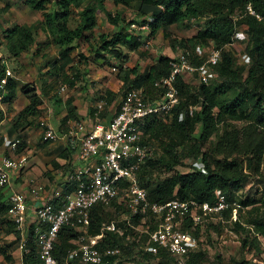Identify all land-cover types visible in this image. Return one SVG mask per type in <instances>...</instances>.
Returning <instances> with one entry per match:
<instances>
[{
	"label": "trees",
	"instance_id": "16d2710c",
	"mask_svg": "<svg viewBox=\"0 0 264 264\" xmlns=\"http://www.w3.org/2000/svg\"><path fill=\"white\" fill-rule=\"evenodd\" d=\"M108 2L115 6L129 7L133 13L130 18L120 11L113 14L107 10ZM25 3L32 10L46 11L40 23L41 30L50 32L55 43L66 46L62 52V56L66 59H70L68 55L71 50L76 49L80 42H84L87 38L86 33L98 26V14L106 12L108 21L113 25V32L101 33L98 45L90 46L88 43V50L95 57L104 59L105 64L120 68L119 75L123 78L125 90L131 87H145L151 96H155L153 82L170 73L171 61L174 60L170 56L160 55L153 63H147L143 69L139 62L133 67L121 68L125 63L127 64L122 62L128 57L125 49H139L145 37L136 36L133 30L131 31L130 25L133 22H148L150 31L146 38L151 35L156 36L160 32L170 39L174 50L181 49L189 53L194 64L204 61V57L199 53L200 49L212 45L222 49L219 62L211 68V83L206 84L199 79V83L194 85L182 76L177 78L176 86L180 99L173 109L170 122L165 121L161 116L150 115L141 125L139 124L143 141L152 142L154 145L152 157L142 164L139 183L148 189L149 198L155 201L180 198L209 201L213 204L215 191L222 190L230 205L218 214L220 220L217 223L211 221L212 224L207 221L209 224L207 223L206 226L215 227L214 225L217 224L218 229L224 227L223 223L233 220V210L237 208L238 216L233 223L241 235L242 248H248L249 251L254 249L256 254L260 253L262 238L264 239V188L260 198L261 204L250 209L248 214H244L246 212H243L242 208L257 201L240 200L239 207L234 200V193L240 186L244 174V157L248 160L249 167H252L254 162L256 164L262 162L264 158V143H259L260 139L251 134L252 125L264 126V0H25ZM249 4L261 18L248 12ZM237 7L244 9L245 13L244 15L240 13L239 17L235 18L234 12ZM76 15H78L77 24L71 27L69 23ZM184 24L197 27V32L188 38H173L171 27ZM238 25L244 26L249 39L246 50L250 59L248 67L242 65L233 52L223 51V46L234 41ZM36 27L16 25L3 31L7 41L5 45L11 55L19 58L36 43L38 31ZM137 54L139 58L144 57L146 51H138ZM80 57L82 61L90 60L82 53ZM68 62L69 60H66L65 65ZM5 75V65L0 59V85ZM81 78V72L76 71L72 76L67 75L63 82L71 88ZM18 80L8 77L5 87L0 86V97L9 105L18 95L27 96L30 100L14 115L9 126V132L14 130L16 133L20 129L24 130L39 124L37 121L39 106L43 103L32 84L19 86ZM90 90L93 92L92 89ZM4 91L5 94L2 95ZM98 93L100 98L106 99L109 103L116 97V93L110 89ZM73 99L71 97L67 100L71 113L75 112ZM191 107L195 108L192 114L189 112ZM180 112H185L181 121L178 118ZM4 117V112L0 109V122ZM72 118L75 119L76 115L72 117L66 115L62 123L67 124ZM74 152L75 147L70 140L67 154L63 152L61 155L70 159ZM234 153L236 156L230 158ZM190 156L198 160L200 167L188 172L176 170V167L185 163ZM156 170L174 172L158 181L161 178L155 175ZM2 197L0 193V212L7 209L5 202L1 201ZM120 209L123 207L120 206ZM107 217L105 206H94L90 233H96ZM133 220L138 222V216L134 215ZM202 224L194 225L188 221L183 224V229L199 236L204 228ZM75 229V226L65 225L59 232L54 254L60 264H63L68 249L73 246L72 240L77 237ZM139 236L136 235L137 238ZM104 241L120 245L128 256L139 255L144 260L140 259V264L145 262L153 264V261L154 264H175V258L165 250H160L156 254L148 251L141 253L138 239L126 244L123 237L109 232ZM193 250L186 254V263L200 264L206 254L202 250L197 252ZM0 252L9 257L5 248L0 247ZM32 261L33 264L40 263L37 254H32ZM238 263L246 264V261L243 259ZM209 264H224V262L222 263L221 257L217 256Z\"/></svg>",
	"mask_w": 264,
	"mask_h": 264
},
{
	"label": "built area",
	"instance_id": "2783aa9c",
	"mask_svg": "<svg viewBox=\"0 0 264 264\" xmlns=\"http://www.w3.org/2000/svg\"><path fill=\"white\" fill-rule=\"evenodd\" d=\"M247 10L261 18L251 4ZM208 48L207 58L199 64L193 63L189 53L181 52L174 57L170 73L154 82L161 92L158 99L148 98L143 89L131 88L111 103L103 98L97 100L96 112L89 125L78 118L70 119L63 134L49 125L44 140L53 141L60 136L71 140L78 151L79 164L74 161L71 168L60 176L61 183L56 186L33 180L28 183L27 188L32 195L46 200L34 209L37 216L34 221L29 217L28 211L32 206L24 192L12 190L8 216L19 230L17 248L20 251L31 253V243L34 242L40 264H60L54 255V246L62 227L72 225L76 228L77 237L72 240L73 246L68 249L63 264H140L136 254L128 256L120 245L104 241L109 232L123 237L126 244L136 239L143 240V245L139 243L141 251L156 254L165 250L175 258V264H186L185 256L196 244V239L183 229V224L188 221L194 225L207 222L230 204L220 189L215 191L213 204L180 198L150 200L147 190L139 183V173L142 164L152 157L154 148L151 143L143 141L137 121L147 115L171 112L180 99L176 86L179 76L197 74L204 83H211V68L219 62L221 49L213 45ZM7 74H12L10 69H7ZM190 112H193L192 108ZM184 115L181 112L179 119L182 120ZM20 143L19 140L14 141L12 150L17 149ZM26 163V155L2 156L0 152V186H8L10 172L24 168ZM185 164L189 170L200 167L198 160L191 156ZM97 205L105 206L112 215L102 222L96 233H90L92 211ZM134 215L138 216V222L133 220ZM232 216L237 218V208ZM136 235H140L139 238Z\"/></svg>",
	"mask_w": 264,
	"mask_h": 264
},
{
	"label": "rangeland",
	"instance_id": "374dc122",
	"mask_svg": "<svg viewBox=\"0 0 264 264\" xmlns=\"http://www.w3.org/2000/svg\"><path fill=\"white\" fill-rule=\"evenodd\" d=\"M107 4V10L112 12L113 14H116L117 11H120L121 13L123 12V14L125 13L126 16L130 18L133 13L132 9L129 7L126 8L121 5L115 7V5L111 2H108ZM44 12L46 11H35L30 9L25 3V0H0V44L4 48V53L6 54L5 59L8 63L9 69L13 73H15L17 77L20 78L18 80L19 86H21L20 84H27L28 82L30 84H33L37 93L41 92L40 95L43 98L44 96H51L50 102L45 104L41 112L42 118L44 119L45 116H48L49 112L56 113L57 111L55 109H57V107H61L62 99L58 98L59 96H55L57 93H60L61 96L63 95V97L65 98L66 96L71 94L72 90L74 89L69 87L68 90L62 91L61 87H59L60 85L56 86L55 81L49 83V79L57 77L58 79L64 80L67 75L72 76V74H74L76 71L88 74L85 78L82 77L80 79V81L78 82L77 90L75 88V90L73 91L74 93H79V96L82 99L80 104L84 107H86V104L88 105L89 103L85 92V90H87V88L85 87H87L88 85H91L92 88H97L98 91L109 88L112 91L116 92V97H121L122 92H124L125 88L123 87V78L121 75H119V70H112L111 66H106L104 59L95 57V55L90 53V51L88 50V43L90 44V46L98 45L101 33L113 32V25H111L110 21H108L105 14L106 12L98 14V26L93 31L86 33L87 38L84 39V42H80L74 51H70L68 55L70 59H66L62 56V52L66 49V46H61L55 43V41L53 40L54 37H51L50 32H44L41 30L40 23L44 19ZM240 13L244 15L245 10L237 7L234 12L235 18H238ZM77 18L78 15H76L75 18L69 23L71 27L76 26ZM16 25H27L34 28L37 26L36 28L38 29L36 43L34 45H31L26 52L22 53L19 56V58L14 57L10 54V51L5 45L7 41L3 35V31L5 29L15 27ZM171 30L172 37L180 39L181 37L188 38L190 36H193L195 32H197L198 28L193 25L184 24L175 25L171 27ZM248 44L249 39L244 26L238 25L236 28L234 42L223 46V51L229 50L233 52L236 55L238 61L242 65L248 67L250 65L249 55L246 52ZM208 47L205 50L200 49L201 56L204 57L203 59L207 58V55L210 51L211 47ZM142 51L144 50L142 49ZM178 51L179 50L176 51L172 48L171 41L168 37L161 36L159 34L157 35V37L155 36L152 38L151 48L147 49L146 55L142 58H139L137 52H132L131 50L125 49V52L128 53V57L124 58V61L122 62H127V64L125 63L121 68L126 69L129 66L133 67L138 61L140 63V67L144 68L147 63H153L155 59H157L160 55H169L170 57H173L177 54ZM80 53H85V55L88 56L90 60H86L88 61L87 63L86 61H81ZM57 56L59 57L56 58ZM55 60L57 61L55 62ZM66 60H69V62L65 65ZM182 77L188 80L190 83H193L194 85L199 83L198 77L195 78V76L191 74H184ZM93 96L91 100L94 102ZM16 101L14 102V104L17 107L12 110L8 107V105L0 100V108L1 105H4L5 110L8 107V116L11 117L14 110L20 109L25 105V103L30 102L27 96L25 98L19 97L16 99ZM82 113L84 114V112ZM88 118L91 117L88 116ZM6 123L8 124V126H10L11 124L10 121H7ZM87 123H90V121H87ZM5 126L6 125H4V122L1 121V134L7 130ZM29 129L32 130V128ZM251 134L260 139L259 143H264V126H260L258 124L252 125ZM2 136L3 135H1L0 137V143L6 141ZM1 146L2 149L6 148L5 143H3ZM235 156L236 154L234 153L230 158H233ZM69 161L71 163L70 159ZM57 163L58 164H56V166L58 167L53 168V170H55L57 173H59L58 170L66 172L68 170V167L71 168V165L68 163V159L66 162H63L61 164L58 161ZM185 166V163L178 165L176 167V170H179L180 172H188L189 169L185 168ZM173 172H168L166 170H156L155 175L161 178L158 180L160 181ZM243 172L244 174L242 175L240 186L235 189L234 200L240 207V200L255 199L257 202L249 204L245 207L242 206L243 212H246L244 214H248V211H250V209L261 204L260 198L264 188V158L262 162L258 164L254 162L252 164V167H249L248 160L244 157ZM60 183L61 182L59 181V184ZM28 193L32 198V206L34 207H31L28 213L30 219L34 221L37 219L34 209L42 206L46 200L43 197L32 195L30 192ZM3 199L4 198H2L1 201ZM236 219L237 218H233L232 221H228L229 223H223L224 227L221 226L223 227L222 229H220L221 227L218 229V226H216L217 224L214 225L217 228L211 226L207 227L206 225H208L209 223L206 222V224H202L204 228L201 232V235L199 236L194 235L192 231H189L196 239V244L191 248V250L194 249L193 252L202 250L206 254V257L200 261V264H209L210 262L214 261L217 256L221 257V261L222 263L224 262V264H240L238 262L243 259H245L246 264H264V239L262 238L263 243L260 253L256 254L254 249H252V251H249L248 248H245L246 250L243 249L240 237L241 235L237 232L233 223ZM219 220L220 218L218 214H215V216L213 218H210L208 221H215L217 223ZM13 237H16L14 226L9 220L7 211L2 210V212H0V247L6 248L8 252L12 253V256H17L15 241L11 244ZM140 245H143V240L140 242ZM140 245L139 248L141 250L142 248ZM143 252L144 251H142L141 253ZM136 257L138 261L140 259L141 261H144L139 255ZM234 260H236V262ZM2 264H19V262L15 260L14 257V260L12 261H10L9 259H7L6 261L4 259V263ZM144 264L147 263L145 262Z\"/></svg>",
	"mask_w": 264,
	"mask_h": 264
},
{
	"label": "crops",
	"instance_id": "0c3cea01",
	"mask_svg": "<svg viewBox=\"0 0 264 264\" xmlns=\"http://www.w3.org/2000/svg\"><path fill=\"white\" fill-rule=\"evenodd\" d=\"M81 75L83 78H85L86 75L88 74L81 72ZM78 82L74 86H71V88H74V89L72 90V93L66 96L65 98L63 97V95L61 96L60 93L59 94L57 93L55 95L56 97L59 96L58 98L62 99V105L59 108L57 107V109H55L54 107V109L57 111L56 113L49 112L48 116L44 117V119H48V122L51 123L54 130H56L58 133H63L64 131L67 130L66 129L67 124L62 123L66 115L70 117L76 115V118L84 120L87 125L90 124V123H87V121H90L91 119V118H88V116L92 117L95 115V111H96L95 104L97 100L100 99V94L98 93L100 92V90L98 91L97 88H92L91 85H88L87 87H85L87 88L85 92L89 100V103L88 105L86 104V107H84L83 105L80 104L82 99L80 98L79 93L73 92L75 88L77 90ZM90 89H92L93 92ZM106 89H109V88H106ZM92 96L94 97V102L91 100ZM19 97L25 98L20 95L18 96V98ZM71 97L74 98L72 100V105L75 108V112H72V113L69 111V105H68L69 101L67 102V100L71 99ZM48 102H50V100L48 99V97L44 96L42 107L44 108L45 104H47ZM27 103H25V105ZM82 112H84V114ZM37 121L39 122V124H36L38 126H35L34 128H32V130L27 129V132H26L27 138L29 140L28 147L31 148L30 159L28 163L26 164L25 168L21 169L22 171H16L13 176V183L18 190H25V187L27 186V182L30 180H35L37 182L47 184L48 186H52V185L56 186L59 184L58 179L60 178V176L62 174H65L70 169V167H68V170L66 172L58 170L59 173L53 170V168L58 167L56 166V164H58L57 161L61 164L63 162H66L68 159V163L70 164L69 158H65V155H63L64 157H62L61 155L63 152L64 154H67L66 151L68 149V143L70 140L66 137L60 136L56 140L45 142L43 140V135L45 132L44 129L46 127L41 122L42 121L41 112L39 116L37 117ZM25 131L23 133H25ZM14 133L15 132H13V134H11L10 136L8 135V137L7 136H2V137L6 139V142H7L8 139L10 140L12 137L16 135ZM5 134H8L7 130L3 132V135ZM72 155L74 154L72 153ZM26 195L28 196L29 204L32 206V198L27 192V190H26Z\"/></svg>",
	"mask_w": 264,
	"mask_h": 264
},
{
	"label": "clouds",
	"instance_id": "9594fccd",
	"mask_svg": "<svg viewBox=\"0 0 264 264\" xmlns=\"http://www.w3.org/2000/svg\"><path fill=\"white\" fill-rule=\"evenodd\" d=\"M113 4V3H112ZM29 7V6H28ZM116 7V6H115ZM130 28H131V31L133 30V32H134V34L136 35V36H142V35H144L145 37H143V41L141 42V44H140V46H139V49H137V50H135V49H132L131 51L132 52H138V51H142V49L144 50V51H147V49H150L151 48V40H152V38L153 37H155V36H153V35H151V37H149V38H146V36L147 35H149V31H150V25H149V23L148 22H146V23H138V22H133V23H131V25H130ZM135 30V31H134ZM161 35V36H164V35H162L160 32L157 34V35ZM157 35H156V37H157ZM52 37V36H51ZM140 40H141V37H140ZM234 42V41H233ZM232 42V43H233ZM38 50H39V48H38ZM75 50V49H74ZM73 50V51H74ZM179 51L177 52V54L175 55V56H173V57H171V58H173L174 59V57H176L179 53H181V52H183L181 49H178ZM177 51V50H176ZM200 51V50H199ZM0 53L2 54V56H0V59L2 60V64H4L5 65V69H6V75H5V77H4V79H6V82H7V78L8 77H11V78H14V79H20L19 77H17V75L15 74V73H13L12 71V74H7V69H9V67H8V63H7V61H6V59H5V57H6V54L4 53V48H3V46L0 44ZM148 53V52H147ZM81 54V53H80ZM82 54H84L85 55V53H82ZM167 56H169V55H167ZM59 56H57L56 58H58ZM55 58V59H56ZM140 58H142V57H140ZM80 60H81V57H80ZM56 61V60H55ZM82 61V60H81ZM84 61V60H83ZM139 62V61H138ZM106 66H109V65H107L106 64ZM112 67V70L114 69L115 71H118L120 68L118 67V66H115V65H113V66H111ZM141 69H143V68H141ZM195 78H197V74H196V76H195ZM53 81H55V83H56V86H58V85H60L59 87H61V89H62V91H65V90H68V88H69V86L67 85V84H65L64 82H63V80H61V79H58L57 77L56 78H50L49 79V83H52ZM6 82H3V79H2V84L0 85L1 86V88H4L5 87V84H6ZM155 82V81H154ZM154 82H153V84H152V87H153V89L156 91L155 92V96H151L150 94H149V92H147V88H145V87H131V88H140V89H143L144 90V92H145V94H146V96L148 97V98H150V99H152V100H154V99H158V98H160L161 97V92H160V90H158L157 89V87L154 85ZM28 83V82H27ZM33 85V84H32ZM63 86H65V89L64 88H62ZM131 88H129V89H131ZM128 89V90H129ZM36 91V90H35ZM127 90H124V92H122V94H124L125 92H126ZM114 92V91H113ZM41 93V92H40ZM40 93H38V95H40ZM114 93H116V92H114ZM5 94V91L3 92V94L2 95H4ZM19 96V95H18ZM18 96L14 99V101L12 102V107H11V105H9L7 102H4L6 105H8V107L9 108H11L12 110L13 109H15V106H14V102L16 101V99L18 98ZM122 96V95H121ZM40 97H41V99H42V101L44 100V98L40 95ZM100 99H102V98H100ZM104 99V98H103ZM0 100L2 101V99H1V97H0ZM3 102V101H2ZM111 103V102H110ZM28 104V103H27ZM26 104V105H27ZM43 104V103H42ZM42 104L39 106V114H40V112H42V110H43V107H42ZM8 107L6 108V110H5V107H4V105L2 106L1 105V108L0 109H2L3 110V112H4V115H5V117H4V119L2 120V122H4V125H6L5 127H6V129H7V133L8 134H5V135H3V133L1 134L0 133V137H1V135H3V136H7L8 137V135L10 136L11 134H13V132H15L14 130H12L11 132H9V126H8V124L6 123L7 121L9 122H11L12 123V120H13V118H14V115L19 111V110H21L22 108H20V109H16V110H14V112L12 113V116L11 117H9L8 116ZM17 107V106H16ZM192 109H193V111L195 110V108L194 107H191ZM174 109V108H173ZM173 109L171 110V112H168V113H165V114H163V115H157V116H161V118L162 119H164L165 121H167V122H170L171 121V119H172V112H173ZM96 112V111H95ZM189 112H190V110H189ZM104 113V112H103ZM101 114V115H104V114ZM181 113V112H180ZM180 113H179V115H180ZM193 113V112H192ZM191 112H190V114H192ZM39 114H38V116H39ZM168 114H170L169 116H167ZM184 114H185V112H184ZM151 115H156V114H151ZM148 116H150V115H147V116H145V117H143V118H141L140 120H138L137 121V124H138V126H139V124L141 125V123L143 122V120L146 118V117H148ZM185 116V115H184ZM179 118V117H178ZM180 120V119H179ZM181 121V120H180ZM42 124L46 127L44 130H45V132H46V130L49 128V125L52 127V125H51V123H49L48 122V119H43L42 118ZM35 126L33 125V126H30V127H28V128H26V129H24V130H21L20 129V131H18L17 133L15 132L14 134H16L14 137H12L10 140L8 139L7 140V142L5 141V142H3V143H5V145H6V148L5 149H2V147H1V145L3 144V143H0V152H1V154H2V156H13V157H18V156H20V155H26L27 156V163H28V161H29V159H30V155H31V148L30 147H28V143H29V140H28V138H27V129H29V128H34ZM54 129V128H53ZM139 129H140V126H139ZM26 130V131H25ZM25 131V133H23ZM45 132H44V134H45ZM140 132L142 133V131H141V129H140ZM64 133V132H63ZM62 133V134H63ZM142 138H143V133H142ZM4 140H6V139H4ZM16 140H19L21 143H20V145H19V147L17 148V149H14V151L12 150L13 148H12V143L14 142V141H16ZM43 140H44V135H43ZM45 141V140H44ZM47 141H49V140H47ZM47 141H45V142H47ZM145 142V141H144ZM149 143H151V144H153L152 142H149ZM153 146V148H154V145H152ZM77 153H78V151H77V149L75 150V152L73 153L74 155H72L71 156V158H70V160H71V163H70V165L72 166V163L75 161L76 163H78V159H77ZM72 160H73V162H72ZM26 163V164H27ZM79 164V163H78ZM26 166V165H25ZM25 166H24V168H25ZM24 168H22V169H24ZM16 171H22L21 169H19V170H16V169H14V170H12L10 173H11V176H10V180H9V183H8V186H0V193L3 195V197L2 198H4L3 200H2V202H5V204L7 205V209H6V211H7V214H8V208H9V206H10V197H11V193H12V190H15V191H23L24 192V194L26 195V190H27V192H29V190H28V183L30 182V181H32V180H30V181H28L27 182V186L25 187V190H18L17 188H16V186L14 185V183H13V176H14V174H15V172ZM33 181H35V180H33ZM35 182H37V181H35ZM37 183H41V182H37ZM146 190H147V193H148V189L145 187V186H143ZM148 197H149V195H148ZM26 199H27V202L29 203V201H28V196L26 195ZM150 199V198H149ZM151 200V199H150ZM123 206V205H122ZM108 212V217H107V219L108 218H111L110 216L112 215V213L108 210L107 211ZM9 217V216H8ZM9 220L11 221V219L9 218ZM12 222V224H13V226H14V230H15V234H16V237L14 238H12L13 240L11 241V244H12V242H14L15 241V249H16V255L17 256H12V253L11 252H8L7 251V249H6V252H7V254H9V257H5V255L4 254H2L1 252H0V256L2 257V260H1V262H0V264H2V263H4V259L7 261V259H9L10 261H12V260H14V257H15V260H17L18 262H19V264H22V263H29V264H33V261H32V254L33 253H35V254H37L38 255V257H39V259H40V256H39V254L37 253V247L35 246V243L34 242H32L31 243V245H32V248H30V249H32V252L30 253H23L22 251H20L18 248H17V246H18V242H19V239H20V233H19V230L16 228V225H15V223L13 222V221H11ZM23 253V254H22ZM55 255V254H54ZM24 261V262H23ZM59 261V260H58ZM7 263V262H6ZM40 264V263H39Z\"/></svg>",
	"mask_w": 264,
	"mask_h": 264
}]
</instances>
